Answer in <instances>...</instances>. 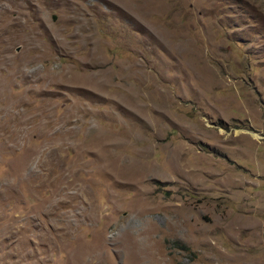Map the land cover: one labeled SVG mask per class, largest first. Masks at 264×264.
<instances>
[{"label":"rangeland","instance_id":"374dc122","mask_svg":"<svg viewBox=\"0 0 264 264\" xmlns=\"http://www.w3.org/2000/svg\"><path fill=\"white\" fill-rule=\"evenodd\" d=\"M0 264H264V0H0Z\"/></svg>","mask_w":264,"mask_h":264}]
</instances>
